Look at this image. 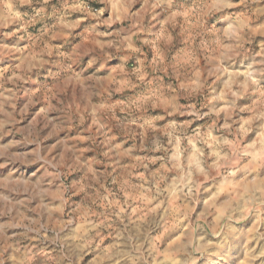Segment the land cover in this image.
Listing matches in <instances>:
<instances>
[{
    "label": "clouds",
    "instance_id": "9594fccd",
    "mask_svg": "<svg viewBox=\"0 0 264 264\" xmlns=\"http://www.w3.org/2000/svg\"><path fill=\"white\" fill-rule=\"evenodd\" d=\"M0 264H264V0H0Z\"/></svg>",
    "mask_w": 264,
    "mask_h": 264
}]
</instances>
